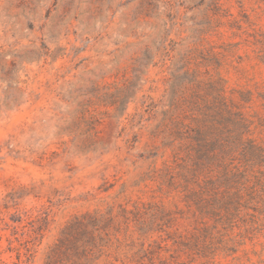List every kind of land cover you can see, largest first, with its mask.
<instances>
[{"label":"rangeland","instance_id":"rangeland-1","mask_svg":"<svg viewBox=\"0 0 264 264\" xmlns=\"http://www.w3.org/2000/svg\"><path fill=\"white\" fill-rule=\"evenodd\" d=\"M71 223L53 264H264V0H0V264Z\"/></svg>","mask_w":264,"mask_h":264},{"label":"trees","instance_id":"trees-1","mask_svg":"<svg viewBox=\"0 0 264 264\" xmlns=\"http://www.w3.org/2000/svg\"><path fill=\"white\" fill-rule=\"evenodd\" d=\"M195 168H198L197 167V163L195 164ZM195 171H196V169L193 172H195ZM192 202H193V205L195 206L196 212H198L202 217L206 216V215H212L213 214L214 209L212 207V203L211 202H209L207 204H204L203 200H200V199L199 200L193 199ZM80 225H82V224H80ZM80 225L76 226V223L75 224L71 223L69 225V227H67L63 231V237L60 239V242L56 245L54 252L51 255L48 256V260H47L46 264H53L54 263V261L60 256V253L62 252L63 247L66 246V244L68 243L67 241L69 240L70 236L72 235V232L74 230H76ZM10 242H13V241L10 240ZM155 246L156 245L150 244L149 247L144 249L143 250L144 255L141 256V258L139 259L138 262L141 263V264H151V263H153L152 259L150 260L149 263H144L143 261L145 260L144 257H149L151 254H155L156 252H159L158 249L161 250L163 248L161 246V242H158L157 246L156 247ZM17 251H18L17 253H18L19 262L18 263H14V264H20L22 261L24 263L28 264V258H26V260L22 259L21 249L18 248ZM26 254L27 253H25V255ZM75 264H84V263L78 261Z\"/></svg>","mask_w":264,"mask_h":264}]
</instances>
